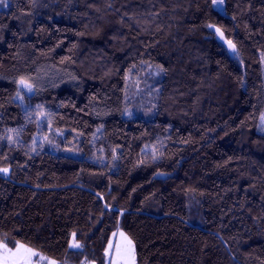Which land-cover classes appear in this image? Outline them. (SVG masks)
<instances>
[{"label":"trees","instance_id":"obj_1","mask_svg":"<svg viewBox=\"0 0 264 264\" xmlns=\"http://www.w3.org/2000/svg\"><path fill=\"white\" fill-rule=\"evenodd\" d=\"M5 168L0 243L108 264L122 229L137 264H264V0H5Z\"/></svg>","mask_w":264,"mask_h":264},{"label":"rangeland","instance_id":"obj_2","mask_svg":"<svg viewBox=\"0 0 264 264\" xmlns=\"http://www.w3.org/2000/svg\"><path fill=\"white\" fill-rule=\"evenodd\" d=\"M25 89V87H23ZM128 241H131V247L134 249V261L135 264H137V253H136V246L134 244V241L132 238L122 229L117 230L112 240L108 246V264H132L133 257L129 255V244ZM20 244H23L26 248L32 249L34 252L37 253V250L33 249L32 247L19 242ZM75 243V240L72 239L70 245ZM6 243H0V245H5ZM8 249H11L13 252L16 250L15 246H11L9 244H6ZM6 256V253L4 252L3 247H0V264H4V258ZM41 257L43 259H41ZM50 261H54L55 264H58V262L53 259L49 258L47 256H44L43 254H38V256L32 257V264H49ZM8 264H11V259H9Z\"/></svg>","mask_w":264,"mask_h":264},{"label":"snow or ice","instance_id":"obj_3","mask_svg":"<svg viewBox=\"0 0 264 264\" xmlns=\"http://www.w3.org/2000/svg\"><path fill=\"white\" fill-rule=\"evenodd\" d=\"M212 3L214 5L223 4V0H212ZM0 4H5V0H0ZM219 31V29H217ZM231 45V42H229ZM234 48V45L232 46ZM21 83H24L21 81ZM0 171L7 173L8 169H0ZM73 237H75V234H73ZM129 244V255L133 257L132 264H135L134 261V249L131 247L132 242L128 241ZM0 247H3L4 252L6 253V256L4 258V264H8L9 259H11V264H32V257L38 256V253L34 252L32 249L26 248L23 244H20L17 242L15 245V251L13 252L11 249H8L7 245H0ZM74 249H79L81 245L79 243H73L71 245ZM41 259H43L41 257ZM49 264H55L54 261H50Z\"/></svg>","mask_w":264,"mask_h":264},{"label":"water","instance_id":"obj_4","mask_svg":"<svg viewBox=\"0 0 264 264\" xmlns=\"http://www.w3.org/2000/svg\"><path fill=\"white\" fill-rule=\"evenodd\" d=\"M210 27L214 31L215 36L218 41H220L230 51H235L236 46L232 39H228L225 33L218 26L211 25ZM217 29H219V31H217ZM229 42H231V45ZM233 45H234V48L232 47Z\"/></svg>","mask_w":264,"mask_h":264}]
</instances>
